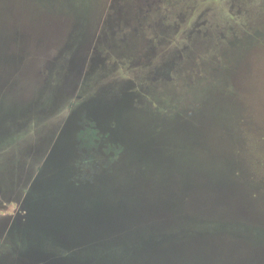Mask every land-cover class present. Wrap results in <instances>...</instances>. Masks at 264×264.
Segmentation results:
<instances>
[{"label":"rangeland","instance_id":"rangeland-1","mask_svg":"<svg viewBox=\"0 0 264 264\" xmlns=\"http://www.w3.org/2000/svg\"><path fill=\"white\" fill-rule=\"evenodd\" d=\"M99 3L103 11L98 17L89 14L99 7L97 0H82V16L75 18L70 9L48 10V45L61 40V47L48 46L44 59L47 63L39 64L48 81L46 94L45 89L39 88L36 56L20 66L23 70L13 59L15 54L11 55L9 68L0 66V264L3 254L17 252L22 246L23 237L18 230L25 228L28 221L43 225L42 220L48 218V214L36 211L35 202L29 198L23 202L24 190L32 186L28 181L42 162L37 155L46 153L55 136L67 138L61 126L70 127V110L82 108L87 99L92 116L104 124L106 119H114L116 129L112 138L132 139L127 141L128 145L138 146L129 158L138 174L134 179L138 194L146 187L145 179L153 162L143 149L147 147L144 139L200 138L176 119L186 113L198 114L208 97L234 92L258 121L259 93L264 92V0ZM54 5L55 1L48 7ZM14 6L16 12L21 9L15 3ZM160 20L167 33L164 42L157 44L158 38L149 25ZM74 27H78L76 32ZM135 32L144 40L139 50L141 57L133 50L140 42L131 35ZM79 34L80 39H76ZM84 48L85 61L81 57ZM59 50L61 56L53 66ZM162 62L167 66L174 63L171 79L147 82L146 73ZM238 62L249 68L240 67L237 71ZM132 63L136 66L131 71ZM58 85L63 91L51 93ZM225 110L210 106L213 121L207 123L214 126L211 135L215 136L210 139H226L221 129L226 120ZM80 114V126L75 132L78 173H88L96 166L103 170L112 163V152L116 150L100 143L102 139H111L108 131L114 122L110 121L108 129L97 127L84 109ZM10 132L20 139L10 136ZM5 135L8 137L3 138ZM248 139H257L254 132L249 133ZM43 172L48 175V166ZM91 209L102 216L108 210L103 201H94Z\"/></svg>","mask_w":264,"mask_h":264},{"label":"water","instance_id":"water-1","mask_svg":"<svg viewBox=\"0 0 264 264\" xmlns=\"http://www.w3.org/2000/svg\"><path fill=\"white\" fill-rule=\"evenodd\" d=\"M61 91L58 85L51 93ZM87 100L82 108L70 111V127L61 126L67 138L55 136L46 153L37 155L42 162L28 181L33 189L24 190L23 202L29 198L36 211L48 218L42 220L43 225L28 221L18 230L23 244L17 252L3 254L1 264H264V255L246 253V244L226 231L175 236L177 227L191 225L194 214L182 209L173 214L168 187L161 181L146 176V187L138 194L135 180H117L113 163L103 170L96 166L88 173H78L75 132L80 126V110L96 120L97 127L108 129L113 120L108 131L111 139L116 129L114 119H106L104 124L92 116ZM175 180L180 192V180ZM94 201H103L108 209L103 216L92 212ZM185 207L192 211L196 205L190 201ZM195 214L224 220L230 211L210 209Z\"/></svg>","mask_w":264,"mask_h":264},{"label":"trees","instance_id":"trees-1","mask_svg":"<svg viewBox=\"0 0 264 264\" xmlns=\"http://www.w3.org/2000/svg\"><path fill=\"white\" fill-rule=\"evenodd\" d=\"M54 1L56 5L48 7ZM81 2L0 0V66L9 68L11 55L14 54L13 59H16L19 68L25 65L27 59L36 56L39 88L45 89L46 94L48 81L43 77V69L42 66L39 68V64L46 65L44 59L48 56V46L54 44L61 47V40L48 45V10L68 12L70 9L75 18L82 16L79 13ZM14 3L21 8L17 12ZM73 30L76 32L78 27ZM76 39H80V34ZM85 48L81 53L83 60ZM60 56L59 50L53 66ZM240 65L242 63L238 62L237 71L240 67L249 68L248 65ZM211 105L216 106L217 110L219 107L226 109V120L221 124L226 139H218L217 136V139H210L214 136L211 135L214 126L207 123L213 121L210 117L213 114L210 112ZM257 107L258 121L251 117L234 92L216 93L203 102L198 114L186 113L176 119L181 120L184 128L192 130L201 139H144L147 147L143 149L153 161L152 171L147 176L151 181L156 179L168 187L169 206L174 214L180 209L194 214L189 227L185 225L173 231L178 238L184 237L187 232L207 234L226 231L246 244V253L255 251L259 257L264 255V92L259 93ZM249 131L254 132L257 139H248ZM129 140L132 139H102L100 143L103 147L116 150L111 156L117 169L114 174L117 173V180L120 178L123 182L134 180L138 175L129 159L130 153L138 146L128 145ZM175 179L180 180V192L176 189ZM190 201L196 205L192 211L185 207ZM210 209H225L230 211V215L221 220L195 214Z\"/></svg>","mask_w":264,"mask_h":264},{"label":"flooded vegetation","instance_id":"flooded-vegetation-1","mask_svg":"<svg viewBox=\"0 0 264 264\" xmlns=\"http://www.w3.org/2000/svg\"><path fill=\"white\" fill-rule=\"evenodd\" d=\"M98 1V4H99V7L97 9H91V11H89V14H96V16L98 17V14H100V12H102L103 10L101 9V4L99 3L100 0H97ZM163 1V0H161ZM87 3H90V2H87ZM91 8V6H90ZM82 9L79 10V13H81ZM106 11V10H105ZM104 11V12H105ZM107 15H111V13H108ZM111 16H109L108 20L110 21L111 20ZM97 20V19H96ZM149 27L153 30V33L155 34V37L158 38L157 39V44H162L164 42V36H166V33H167V28L164 27L163 23H162V20H160L159 22H156L154 25H149ZM136 31H138L137 29H135ZM138 34L137 32L131 34V35H135L136 38L140 41L138 46L136 45L134 47V51L137 52L136 56H142L143 54L139 55L140 53V48L142 46V43L144 42V40L142 38H139V35H136ZM166 62H162V63H159V65L155 66L154 67V70H150L146 73V79H147V82L149 83H156V82H161L163 80H170L171 79V73H172V69L174 67V63H170L171 66H167L165 64ZM136 66V63H132V66L129 70L132 71V68ZM125 73H127V71H125ZM6 95L8 96V94L6 93ZM2 96H4V93L1 95V99H2ZM71 111V110H70ZM72 112V111H71ZM35 113V112H34ZM34 113H32V116L34 115ZM95 120V119H94ZM96 121V120H95ZM19 131V130H18ZM10 136L12 134H15V132H10L9 133ZM8 135V134H7ZM7 135L3 136L4 137H8ZM14 138L16 139H20L17 135L16 136H13Z\"/></svg>","mask_w":264,"mask_h":264}]
</instances>
